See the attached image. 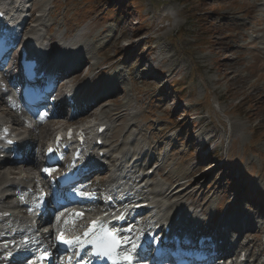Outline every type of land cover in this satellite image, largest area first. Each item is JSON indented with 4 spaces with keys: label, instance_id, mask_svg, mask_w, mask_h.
Masks as SVG:
<instances>
[{
    "label": "rangeland",
    "instance_id": "374dc122",
    "mask_svg": "<svg viewBox=\"0 0 264 264\" xmlns=\"http://www.w3.org/2000/svg\"><path fill=\"white\" fill-rule=\"evenodd\" d=\"M37 1L35 17L41 12ZM44 1L49 7L44 19L55 25L54 35L68 33L88 41L90 50L94 46L92 62L101 64L95 70L89 64L77 69L82 88L94 87L88 99L109 90L100 102H87L89 110L81 115L67 107L65 118L53 119L58 124L49 126L48 139L62 126L90 123L84 117L98 109L114 127L107 133L108 144L123 141L126 127L134 124L138 135L129 142H135L132 152L138 158L143 152L141 175L163 164L150 189L161 179L168 188L184 185L188 189L180 201L195 202L190 210L200 213L202 224L204 210L205 225L213 223L214 215L224 222L232 220L225 213L239 211L242 219L230 248H235L234 259L244 253L248 264H264V45L251 43L264 33L250 31L264 27L259 1ZM80 31L94 37L83 38ZM58 96L63 98V92ZM37 132L41 135L44 127ZM48 139L37 145L33 157L41 158Z\"/></svg>",
    "mask_w": 264,
    "mask_h": 264
},
{
    "label": "bare ground",
    "instance_id": "6f19581e",
    "mask_svg": "<svg viewBox=\"0 0 264 264\" xmlns=\"http://www.w3.org/2000/svg\"><path fill=\"white\" fill-rule=\"evenodd\" d=\"M258 1L260 3L259 6L264 7V0H258ZM14 2L15 0H0V11L2 10L3 12L9 11L8 9L11 6H13ZM47 3L44 0L37 1L38 8L41 12L40 14L36 15V17L33 15L31 16L29 15L31 11L35 10L36 3L34 2V0H28V2L26 3H19L16 6L17 8H15L14 11H10L11 12L10 17L15 16V21H13V25L17 27V30L19 31L18 33L21 32L22 34H25L26 39L31 41V44L38 45L39 49L37 50V52H38L41 62L43 63L46 62V58L50 57L52 54L51 52L55 51V49L62 48V50H60L59 52L53 53L55 54L54 57H50V59H53L52 62L55 66V70L53 71H55L56 77L59 76L60 87L67 88L68 89L67 92L71 93V90L74 88V85L79 86V89H77L78 94L75 95V105L78 109V113L75 115H79V113L81 115L82 112L89 110V107L91 104L87 102H91L94 104L100 102V99L105 97L103 94L109 93V90H106L104 93L100 94L98 98L92 97L91 99H88V95L92 90H94V87L84 88V89L82 88L83 84L79 83L78 81L79 73L77 72V69H79L80 67L82 68V65L86 66L85 64H89L92 70H95L98 67L99 62H94V63L92 62L94 46L92 50H90L89 46L84 44V42H88V41H83V40L81 41L79 38H75V37L68 38V35H69L68 33L65 35H62L60 38L59 36L54 35L53 27L48 26L44 19L46 18L44 13L49 11V7L46 6ZM30 21H33L35 24L33 23L31 25L32 28L31 27L27 28V25H29ZM250 31L260 35L261 33H264V27L258 26L256 30L250 29ZM80 32H81L80 36L83 38H93L94 37L93 35L88 34L87 32H83V31H80ZM66 38H68V40H66V43L63 44L62 41ZM251 43H260L264 45V38H256L255 40L251 41ZM45 44L49 45V47L51 48L46 47ZM64 48L65 49L72 48L70 50V54L66 52ZM62 51H63L62 55H59V53H61ZM73 62H76V63L73 65L72 68H70V65ZM81 70H79V72H81ZM262 72L264 73V67L262 69ZM87 75L88 73L85 74V76ZM117 86H118L117 84L113 85L112 88H114V91H119L120 88H118ZM0 87H2L1 81H0ZM98 87L104 89L106 87V84L101 83ZM83 101L88 104V105L86 104L87 106L85 108L81 107V104ZM10 102L11 101H8L6 99L4 100V102L0 101V137L3 136L6 131L13 130L16 132V134L18 135L19 139H21L22 142L33 145L32 151H34L37 145L45 141L46 138L48 139L50 135V131H51V129H49V126L53 127L54 125L58 124L57 122H55V120L53 121V119L59 120L61 118H65V116L67 115V110H66L67 104H65L64 100L60 99L56 105V109H54L55 110L54 116L50 115L49 118L46 120V123L44 122L42 124H38V121H35L36 124L33 127L34 122L24 121L22 116L17 115L15 113V110L11 106H9ZM103 109L105 108L103 107ZM98 110L96 111V113L87 114L86 117H84L85 119L93 120V122L89 120L90 123H88L89 125L85 127L86 128L85 130L88 131L89 133H92V132H96L100 126L105 125L108 127V130L105 133H103L102 136H105V140H106L107 133H109V130H112L114 127L111 128L113 125L111 124V121L107 120L106 113H104L101 110H100L101 112L100 111L98 112ZM93 111L94 109L90 110V113H92ZM132 117L134 116L132 115ZM10 118L12 119V121L10 120ZM52 122H55L56 124L52 125L53 124ZM13 123L14 124L16 123V125H14ZM94 123L98 124L96 130L93 129ZM42 126H44V132L40 135L37 131H40ZM17 127H20L22 130L17 129ZM62 128L63 126L60 128H57V130L62 129ZM126 129H127V132L125 131V134L123 135V141H120L121 143L113 142L112 144L109 145L107 144L108 142L107 143L105 142L104 148H100L97 154L95 155V157H97L99 154V151L105 150V152L107 153V158L100 159L97 162L94 160L86 159V161L89 162V164L97 167L98 169L101 167L99 171V173L102 174L101 182L103 181L104 177H107L106 182H108L107 183L108 187L106 190L108 192H114L117 190V188H119V185L122 184L123 185L122 192H124L123 193L124 198L122 199V201H125L127 197L128 198L132 197V195H130V190H131L132 185L135 188H138L141 185H144L146 186V188L142 189V192L138 197H144L145 200L138 201L137 204L149 203V205L151 206L150 210L156 212V214L149 218H147L149 215L143 218V224H145L146 226L152 225L154 227L158 224L164 226L167 222H169L173 224L177 229L179 228L185 229L188 226L189 229L187 230L186 233L190 236L198 235V234L205 236V234L203 233V230L205 227L207 229V225L205 226L202 224V221L200 220V216L197 213H195L196 211L192 213L193 216L197 218L193 221L190 220V216H189L191 214L190 212L187 211L188 213H186V215L184 216L185 210L186 209L190 210L188 209L190 207V204H188V201L184 202L180 200H181L182 195L187 191L188 188H186L182 184H178L174 189H172L166 186L165 181H159V183H157L156 185V189L151 190L150 188L152 185L149 182L145 181L146 179H148L149 174L141 175V176L139 175L140 174L139 162L141 161V158L144 155L142 154L143 152L140 154L139 158L137 157L136 154L134 155V152H132L133 150L132 145H134L135 142H129L130 137L131 138L136 137L138 133H136L137 131L135 130V125L132 123H129ZM209 138L210 139L208 140L213 139L212 137H209ZM92 144H94L93 140H91L90 145ZM136 146L138 147L139 144ZM142 148H143V151L146 149L145 146H142ZM30 156H32L30 161L28 163L24 162L27 164L25 165L21 164V166H17V167L10 166L11 164L15 163L11 159L0 160V210L20 209L22 211V212L12 215V217L8 219L9 224L14 225V228H12V231H17L18 233L22 232V226L24 227L25 225H30L31 220H29L28 210L20 207L18 198L15 197L14 195H19L20 197L24 196L23 193H25L26 195L29 189H34L36 188L38 183H41L39 179V175H37V173L35 172L36 168L40 165V162H41L39 161L40 158L39 156H38V159L35 156L33 157V153L32 155L30 154ZM129 156H131L132 158L129 159ZM37 161L38 163H36ZM33 165H36V166L33 169H31V166ZM132 180L134 182H132ZM139 180H140V183L138 182ZM187 197H190V196L187 195L186 198ZM146 211L148 210L144 209V210H141L140 212L146 213ZM143 216H145V214L141 215V217ZM233 219L234 218H232V220L230 219V220L224 221V224L218 227V231L213 233L216 242L223 241V244L221 245L218 244L217 246L219 247V250L222 254L226 252L225 239L229 238V233L227 232H233V231L239 230L237 229V226L235 229V226H234L235 223H233L235 221ZM154 220L155 222L152 223ZM55 222L57 223L55 224ZM55 222L53 223V227L58 225V223H60V220H57ZM138 226L139 225L133 226L135 229H137V233L144 230V227H138ZM3 236H6V233H4ZM228 241L229 240H227V243ZM2 242L3 241H0V245L11 243V241L5 242L3 244ZM233 249L235 250V248ZM233 249L230 250V253L235 252L233 251ZM6 256L7 254L3 255V257L0 260V264L5 263L4 259Z\"/></svg>",
    "mask_w": 264,
    "mask_h": 264
},
{
    "label": "snow or ice",
    "instance_id": "6c2138e0",
    "mask_svg": "<svg viewBox=\"0 0 264 264\" xmlns=\"http://www.w3.org/2000/svg\"><path fill=\"white\" fill-rule=\"evenodd\" d=\"M51 151V150H49ZM45 172H50V169H44ZM96 227V225H94ZM101 228H103L102 225H100ZM87 235V233L85 234ZM105 238L100 239L98 241H95L94 244L97 248V255L98 256H104L108 259L113 260V264H133V257L128 254L127 252L123 255L122 259L119 257V254L116 252V249L118 248V238L110 233L105 232L104 233ZM61 242L66 245L73 244V241L71 240H65L63 237H61ZM81 241L77 239L75 243H80ZM132 247L135 248L136 245L132 244Z\"/></svg>",
    "mask_w": 264,
    "mask_h": 264
}]
</instances>
